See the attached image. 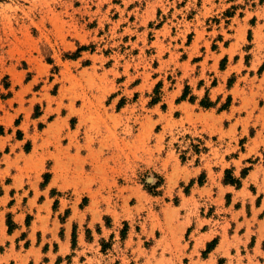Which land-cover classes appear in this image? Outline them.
<instances>
[{
    "label": "rangeland",
    "instance_id": "rangeland-1",
    "mask_svg": "<svg viewBox=\"0 0 264 264\" xmlns=\"http://www.w3.org/2000/svg\"><path fill=\"white\" fill-rule=\"evenodd\" d=\"M0 264H264V0H0Z\"/></svg>",
    "mask_w": 264,
    "mask_h": 264
},
{
    "label": "crops",
    "instance_id": "crops-1",
    "mask_svg": "<svg viewBox=\"0 0 264 264\" xmlns=\"http://www.w3.org/2000/svg\"><path fill=\"white\" fill-rule=\"evenodd\" d=\"M186 89H187V94H186V97L185 98H183V100L184 99H186L187 98V96H188V86H186ZM181 99V98H180ZM191 101H194L195 100V98L194 97H191V98H189ZM202 100H205V101H208V102H211L207 97L206 98H203ZM153 102L155 103L156 101H154L153 100ZM200 102H201V100H200ZM199 102V104L201 105V103ZM212 103V102H211ZM213 105V104H212ZM212 105H210V106H212ZM202 106V105H201ZM210 106H207V107H204V108H209ZM227 106V105H226ZM226 106H222L221 108H220V110H222V109H224ZM227 108V107H226Z\"/></svg>",
    "mask_w": 264,
    "mask_h": 264
},
{
    "label": "trees",
    "instance_id": "trees-1",
    "mask_svg": "<svg viewBox=\"0 0 264 264\" xmlns=\"http://www.w3.org/2000/svg\"><path fill=\"white\" fill-rule=\"evenodd\" d=\"M158 86V85H157ZM186 94H187V89H185L181 95V99L185 98L186 97ZM154 101H156V98L153 99ZM201 105L204 106V107H207V106H210L212 105L211 102H208V101H205V100H201ZM225 106V105H224Z\"/></svg>",
    "mask_w": 264,
    "mask_h": 264
}]
</instances>
